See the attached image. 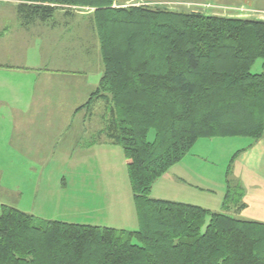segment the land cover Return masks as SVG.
<instances>
[{"label": "trees", "instance_id": "obj_1", "mask_svg": "<svg viewBox=\"0 0 264 264\" xmlns=\"http://www.w3.org/2000/svg\"><path fill=\"white\" fill-rule=\"evenodd\" d=\"M16 1L22 24L50 28L61 10L74 15L67 6L92 9L102 70L76 111L97 118L86 146L122 148L138 227L40 220L1 205L0 264H264V223L228 213L242 205L229 178L222 212L150 196L197 139L262 136L264 19L117 0Z\"/></svg>", "mask_w": 264, "mask_h": 264}, {"label": "rangeland", "instance_id": "obj_2", "mask_svg": "<svg viewBox=\"0 0 264 264\" xmlns=\"http://www.w3.org/2000/svg\"><path fill=\"white\" fill-rule=\"evenodd\" d=\"M17 2L16 0H0V7L8 10L13 9L18 4ZM117 3L161 6L175 11H201L208 14L241 18L264 17V13L260 12H237L235 10L239 6L252 9L264 8V0H245V3L242 4H240V0H117ZM67 7H71L72 11L70 12L74 14L71 18L60 14L63 10H59L60 13L53 17L57 22L54 28L49 29L48 25L40 23V26L43 27L42 30L47 27L46 30L52 34L63 35V30H66L64 37L57 39L58 43L53 41L55 43L50 45L51 38H48V42H40L39 37L43 32L37 24L30 25L28 30L22 26L18 29L21 21L19 20L20 16L15 13L0 14V28L7 25L14 29L6 38H3L1 43L8 45L7 47L10 49L18 50L17 42L21 37L32 43L31 45L22 43V52L33 47L35 53L41 52L40 57H45V60L54 56L59 59L61 57L62 61L53 63L54 67L63 68L64 65H68L77 70L92 71V76L97 73L101 76L102 64L98 53V44L93 30L86 22L92 9L81 6V8L79 6ZM36 23L39 22L36 21ZM69 53H73L72 57L75 60L64 62V58L71 59ZM77 59L79 60L77 61ZM40 63L37 62L34 65L38 66ZM261 63L262 60H256L251 70L256 73L260 72L262 70ZM8 96L12 97L11 93ZM1 104L2 102H0V203L16 207L40 220L107 226L126 231H132L138 227L127 171V160L122 148L102 141L96 143V147L90 148L89 151L81 150L79 144V148L72 149L73 137L76 142L75 136L79 135L83 128L78 122L83 117L84 110L77 114L73 127L69 128L66 134L59 137L57 134V140L49 134L48 129L37 127L40 131L36 129L35 133L41 134L37 137L47 143V155L42 156L43 158L38 164L31 163L29 159L32 158L23 157L17 154L16 150H11L8 143L11 135V127L8 125L10 115L8 110L2 109ZM99 110L100 108L97 107V113ZM58 119L60 120V116ZM84 124L86 130L84 129L85 131L83 130L82 136H80V144H85L90 131H94L98 127L97 118L85 119ZM59 128L60 126H57L55 129ZM151 137L152 133L148 138L151 139ZM238 139L247 140L243 137ZM241 144L244 143L241 142ZM192 147L188 153L192 151ZM188 153L180 161L184 158L187 159ZM180 161L153 182L150 190L151 197L181 201L194 200L195 190L191 186L199 185L197 167ZM184 168L187 169L189 175L183 174ZM194 169L196 177L192 179ZM212 175L215 182L216 177H220V174L217 173H212ZM180 176L186 178V182L192 185L180 184L178 181ZM204 184L205 186L210 185L209 181ZM202 195L199 194L197 198Z\"/></svg>", "mask_w": 264, "mask_h": 264}, {"label": "crops", "instance_id": "obj_3", "mask_svg": "<svg viewBox=\"0 0 264 264\" xmlns=\"http://www.w3.org/2000/svg\"><path fill=\"white\" fill-rule=\"evenodd\" d=\"M242 3H245V0H240V4ZM257 10L264 12V8ZM2 13L18 14L16 6L9 10L0 7V14ZM19 20L21 21L20 18ZM36 24L43 32L39 37L40 42H48V38H51L50 45H52L55 43L53 41L57 42L59 41L57 39L65 35L66 30H63V35L52 34L46 30L47 27L42 30L43 27L40 26V22L36 23L35 21L28 25L19 22L18 29L22 26L28 30L30 25ZM48 28L50 29V27ZM12 29L13 27L7 25L0 28V102H2V109L8 110L10 115L8 125L11 127V135L8 143L12 151L16 150L17 154L32 158L29 159L31 163L40 164L42 156L47 155V143L37 137L39 135L35 133L36 129L39 130L37 127L48 129L49 134L55 140L66 134L68 129L73 127L77 114L83 111L82 109L76 111V109L87 100L89 93L96 87L100 74L95 72L97 74L92 76V71L77 70L68 65H64L63 68L54 67L53 63L62 61L61 57L59 59V57L54 56L45 60V57H40L41 52L35 53L33 47L22 52V43L25 45L32 43L23 40L21 37H19L20 41L17 42L18 50L10 49L1 41L14 30ZM72 52L75 51L72 50ZM72 54L69 53L71 59L64 58V62L67 60L69 62L74 61ZM76 54L78 55V53ZM37 62L41 63L38 66L34 65ZM10 93L12 97L8 96ZM58 116H60V120ZM85 119L83 115L78 122L83 128L81 133L79 132V135L75 136L76 142H74V137L72 139L73 150L74 147L79 148L78 144L81 146V150L86 151L96 147L95 144L88 147L79 142L85 129L83 126ZM57 126L60 128L55 129ZM52 127L54 129H51ZM241 137L247 138V140L238 139ZM188 156L187 159L184 158L180 162H186L187 165L197 167L199 185L192 187V184L186 182V178L178 177L180 184L191 186L195 193L192 201L174 199L175 201L191 203L212 211L222 212V202L227 186L226 180L229 178L232 184L236 186L238 194H241L242 205L238 210L231 209L228 213L243 220L264 223V127L262 136L256 140L247 136L199 138L194 142L192 151L188 153ZM179 167L182 166L179 165ZM212 173L220 174V177H216V182L213 180ZM183 174L189 175L186 168H184ZM195 177L196 170L194 169L192 179ZM211 180L213 181L211 182ZM206 181H209L210 185L205 186ZM199 194L200 196L203 195L197 198ZM1 205L6 204L0 203Z\"/></svg>", "mask_w": 264, "mask_h": 264}, {"label": "built area", "instance_id": "obj_4", "mask_svg": "<svg viewBox=\"0 0 264 264\" xmlns=\"http://www.w3.org/2000/svg\"><path fill=\"white\" fill-rule=\"evenodd\" d=\"M142 4H145V3H142ZM232 9H234V8H232ZM235 10H237V12L239 11V12H260V13H264L263 11H259L257 9H252V8H248V7H245V6H239L238 8H235ZM261 18H264V17H261Z\"/></svg>", "mask_w": 264, "mask_h": 264}]
</instances>
